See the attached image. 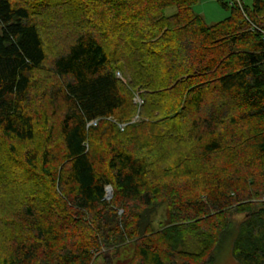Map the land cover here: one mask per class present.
Listing matches in <instances>:
<instances>
[{"label": "trees", "instance_id": "16d2710c", "mask_svg": "<svg viewBox=\"0 0 264 264\" xmlns=\"http://www.w3.org/2000/svg\"><path fill=\"white\" fill-rule=\"evenodd\" d=\"M201 1L0 0V264H264V0Z\"/></svg>", "mask_w": 264, "mask_h": 264}, {"label": "rangeland", "instance_id": "374dc122", "mask_svg": "<svg viewBox=\"0 0 264 264\" xmlns=\"http://www.w3.org/2000/svg\"><path fill=\"white\" fill-rule=\"evenodd\" d=\"M254 0H244L246 6H252ZM236 2L239 5L241 4V0H236ZM195 12L197 14H199L206 22L207 24L213 25V24H217L223 20H225L228 16L229 13L228 11L224 10L219 3H217L215 0H204L201 1L199 4H197L195 6ZM175 10L174 9H169L168 10V14H172ZM1 31V28H0ZM117 77L126 81V78H124L123 73H121L120 71L117 72ZM140 98V96L137 94L135 95L134 98V103H136V101H138V99ZM142 101V100H141ZM140 106V105H139ZM137 120V119H135ZM120 127H124L123 125H120ZM113 199V190H112V196H111V200ZM109 200V202L111 201ZM123 210H119L118 212V217L121 219V216L123 215ZM167 209L166 207L161 208V210L159 211L158 217L156 218V227L159 226L161 221L165 220V215H166ZM236 222H241L244 220V216H237L234 219ZM132 244H129V246H127L126 248H124L120 255L116 256L115 253L111 252H107L104 251V253H106L105 255L109 254V256H98L96 259H94L92 264H128L129 263V259L132 255ZM216 262L214 264H239L232 255V238H226L224 240V242L220 245V247L217 249L216 253Z\"/></svg>", "mask_w": 264, "mask_h": 264}, {"label": "built area", "instance_id": "2783aa9c", "mask_svg": "<svg viewBox=\"0 0 264 264\" xmlns=\"http://www.w3.org/2000/svg\"><path fill=\"white\" fill-rule=\"evenodd\" d=\"M137 99H138V101H136V103L141 104L142 101H141L139 98H137ZM105 191H106L105 199H106L107 201L111 200V196H112V194H111V196L108 198V187H106Z\"/></svg>", "mask_w": 264, "mask_h": 264}, {"label": "bare ground", "instance_id": "6f19581e", "mask_svg": "<svg viewBox=\"0 0 264 264\" xmlns=\"http://www.w3.org/2000/svg\"><path fill=\"white\" fill-rule=\"evenodd\" d=\"M121 129H123V127H121ZM111 194H112V188L108 186V198L111 196Z\"/></svg>", "mask_w": 264, "mask_h": 264}]
</instances>
